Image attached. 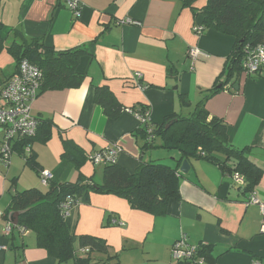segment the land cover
<instances>
[{
    "label": "crops",
    "instance_id": "0c3cea01",
    "mask_svg": "<svg viewBox=\"0 0 264 264\" xmlns=\"http://www.w3.org/2000/svg\"><path fill=\"white\" fill-rule=\"evenodd\" d=\"M78 1L80 17L65 5L66 0H0V35L6 39V47L14 41L10 31L19 29L27 38H42L57 50L88 49L78 67L87 75L80 88L40 91L32 104L37 119L53 122L50 141L34 144L38 161L54 173L57 182L77 181L74 169L66 166L62 172L57 168L64 153L62 139H66L86 153L117 143L123 149L117 162L129 172L136 170L141 156L178 167L181 154L177 150H167L169 158H164L162 151L151 152L156 148L142 154V140L136 135L140 120L129 112L117 119L106 116L94 101V86L109 87L124 107L147 105L151 123L160 124L166 116L192 111L218 78H225L222 74L234 38L205 28L197 34L194 12L183 6V0ZM128 19L137 24L127 23ZM193 47L204 53L195 61L188 57ZM170 66L177 72L170 74ZM16 72L14 58L2 50L0 89ZM236 80L235 85L232 80L210 97L206 107L226 123L230 143L250 148V160L263 170L252 194L243 195L235 180L224 176L217 166L204 160L188 161L189 173H181L182 198L169 202L167 215L156 217L131 208L118 195L92 191L89 204H80L73 211L76 234L106 240L110 255H119V264L120 252L124 255L131 249L129 241L146 242L157 231L163 232L167 248L181 234L192 244L213 245L214 262L207 264H255L257 259L264 264V70L253 76L242 73ZM180 94L189 98L190 108L181 105ZM98 166L86 162L81 175L94 176L101 183L97 180ZM26 170L25 163L19 165L14 158L9 168L0 170V264H59L36 246L33 232L9 219L12 192L40 187L38 175ZM253 194L256 204L249 203ZM114 219L122 225L109 224ZM163 260L162 264H176L169 256Z\"/></svg>",
    "mask_w": 264,
    "mask_h": 264
},
{
    "label": "trees",
    "instance_id": "16d2710c",
    "mask_svg": "<svg viewBox=\"0 0 264 264\" xmlns=\"http://www.w3.org/2000/svg\"><path fill=\"white\" fill-rule=\"evenodd\" d=\"M198 1L183 0V6L194 12L196 24L232 36L235 40L226 70L222 74L225 78L219 77L216 85L207 91L192 111L166 116L160 124L143 123L137 129L136 135L142 140V154L157 147L177 150L181 154L178 167L184 159L207 161L217 166L224 176L233 178L243 195L248 196L259 184L263 170L250 160V148L241 149L230 143L226 123L212 116L206 103L232 80V84L235 85L236 79L246 70L244 64L249 51L264 45V0H206L202 6L196 4ZM2 28L3 24L0 22V31ZM9 34L14 36V41L9 47H6V39L0 35V53L6 49L14 58L17 65L16 74L22 60H28L38 66L42 70L41 92L77 89L82 86L87 75L80 72L78 67L81 58L88 54L86 47L57 50L46 45L42 38H27L19 29H12ZM263 70L264 68H261L254 75ZM169 72L173 74L177 71L170 66ZM218 84L221 85L219 88ZM94 87V101L102 107L109 118L117 119L124 112H145L149 109L147 105L124 107L109 87ZM179 100L186 109L191 107V101L187 96L180 94ZM38 120L36 135L23 139L13 148L14 152L23 158L25 166L41 178L45 169L34 152V144H46L50 141L53 122ZM62 142L64 147L62 162H70L77 170L91 161V156L106 148L86 153L70 140L62 139ZM27 146L31 149L29 153L25 152ZM102 167L101 183H97L94 176L86 178L81 173L75 182L59 183L52 173L53 178L44 185L46 189L33 187L12 192L8 211L21 212L17 226L33 232L36 246L45 249L59 264L72 261L74 264H96L97 261L103 264H119V255H110L111 247L106 240L76 234L77 220L74 219V213L68 218L62 215L61 206L68 198H73L80 204H89L92 191L115 194L126 199L131 208L156 217L167 215L169 202L182 198L180 182L183 176L178 167L173 168L160 160L144 159L141 156L134 172H129L118 162ZM112 221H109V224L113 225ZM197 246L198 256L203 257L206 262L213 263V245L201 243ZM87 249L88 252L82 253V250ZM94 254L105 255L106 258L95 259ZM256 262L260 263V260L257 259Z\"/></svg>",
    "mask_w": 264,
    "mask_h": 264
},
{
    "label": "built area",
    "instance_id": "2783aa9c",
    "mask_svg": "<svg viewBox=\"0 0 264 264\" xmlns=\"http://www.w3.org/2000/svg\"><path fill=\"white\" fill-rule=\"evenodd\" d=\"M65 5L73 12L76 17L81 15V3L78 0H66ZM127 23L137 24L133 20H126ZM194 31L201 34L204 31L202 25L196 24ZM204 53L198 48L193 47L188 51V57L195 61ZM245 73L254 75L264 68V45H259L249 51L248 58L244 64ZM141 77L140 74H138ZM42 88V70L32 64L28 60H22L19 65V72L9 79L0 89V126L2 132V142L0 147V160L6 162L11 154L14 153V145L21 143L23 139L34 137L38 130L39 120L32 114V104L39 96ZM141 122L151 123L150 111L131 112ZM30 147L25 148V152L29 153ZM123 151L122 147L117 143L107 146L103 151L95 153L91 156V161L95 165H105L117 162L118 156ZM53 178V174L44 171L41 175V182L47 185ZM240 182L242 180H239ZM249 203H258L255 195H251ZM80 203L73 198H68L62 204V215L68 218ZM113 225H122L116 219L112 221ZM11 229V225L8 230ZM198 246L189 242L188 236L183 234L172 246V256L175 263L182 264H206L203 257L197 254ZM88 252L82 250V253ZM255 264H260L256 262Z\"/></svg>",
    "mask_w": 264,
    "mask_h": 264
},
{
    "label": "rangeland",
    "instance_id": "374dc122",
    "mask_svg": "<svg viewBox=\"0 0 264 264\" xmlns=\"http://www.w3.org/2000/svg\"><path fill=\"white\" fill-rule=\"evenodd\" d=\"M205 2H206V0H199L198 4L203 5ZM243 74H245V71ZM1 129L2 128L0 126V147H1L2 137H3ZM37 144H40V143H37ZM155 151H162V156H164V158H169V155H168L169 152L167 150L162 149V148H156V149L151 150V152H155ZM162 156L160 154L158 155V157H162ZM13 158H14V160L15 159L18 160L19 165L23 164V162H24L23 158L21 156H19L17 154V152H14L13 154H11L7 163L3 162V160H0V170L9 168L12 164ZM66 166H68L69 168L74 169L76 171V176L78 179L79 173H81V169L80 170L75 169L70 162L66 163V162H62V160H61V162L59 163L57 168H60V171L63 172L64 170H66ZM97 170L99 172L97 180H99L101 182V180H102V177H101L102 165H99ZM45 171L53 173L52 171H50L48 169H45ZM31 172L34 174H32ZM25 173H28L32 176L33 175L36 176L35 172L33 170H30L29 168H27ZM22 179H24L23 176H22ZM38 179H39L38 182H39L40 187L43 189H46V186H44L42 184L41 178L39 176H38ZM23 186H25V184H23V185L21 184V187H23ZM21 187H19V188H21ZM182 235L183 234H181L178 239H180L182 237ZM194 244L197 245L196 243H194ZM132 246H135V247H132ZM172 246L170 248L165 247V244L163 241V232L161 233L158 231L156 233H154L153 235H151L150 237H148L146 242L134 243L133 241H129V248H131V249L126 250L124 252V255L122 252H120V254H122L121 255L122 264H162L165 262L163 259L166 258L167 256H169V259L173 261L174 259L172 256ZM93 257L95 259H99L100 256H98V255L96 256L94 254ZM173 262L175 263V261H173ZM70 264H74V262L72 261ZM96 264H103V263L100 261H97Z\"/></svg>",
    "mask_w": 264,
    "mask_h": 264
},
{
    "label": "water",
    "instance_id": "95a60500",
    "mask_svg": "<svg viewBox=\"0 0 264 264\" xmlns=\"http://www.w3.org/2000/svg\"><path fill=\"white\" fill-rule=\"evenodd\" d=\"M190 169H191L190 163L188 162V160L184 159L182 161V164H181L180 169H179L180 173L186 175L189 173ZM20 214H21V212H18V211H11L9 214L10 221L16 226L19 223Z\"/></svg>",
    "mask_w": 264,
    "mask_h": 264
}]
</instances>
